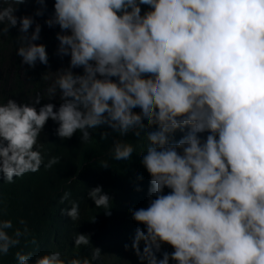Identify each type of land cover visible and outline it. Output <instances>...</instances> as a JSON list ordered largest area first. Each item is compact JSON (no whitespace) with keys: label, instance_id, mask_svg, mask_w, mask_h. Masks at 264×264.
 Masks as SVG:
<instances>
[{"label":"clouds","instance_id":"9594fccd","mask_svg":"<svg viewBox=\"0 0 264 264\" xmlns=\"http://www.w3.org/2000/svg\"><path fill=\"white\" fill-rule=\"evenodd\" d=\"M24 2L3 0L0 32L9 34L19 20L20 63L47 65L46 46L34 43L41 25L29 34L33 17L14 14ZM53 9L45 24L59 26L57 54L69 56L68 66L54 72L44 95L0 98L3 181L59 162L44 163L38 140L45 124L61 139L79 131L82 142L89 129L106 125L118 135L110 148L115 161L133 159L124 137L144 146L148 204L145 197L130 210L143 225L130 245L139 264H264V0H54ZM87 196L110 215L113 200L102 186ZM60 213L77 221L78 204ZM16 224L0 218V257L30 233L23 218ZM73 241L76 248L90 243L81 233ZM164 244L173 250L162 251ZM13 256L16 264H92L101 252L69 258L37 248Z\"/></svg>","mask_w":264,"mask_h":264},{"label":"trees","instance_id":"16d2710c","mask_svg":"<svg viewBox=\"0 0 264 264\" xmlns=\"http://www.w3.org/2000/svg\"><path fill=\"white\" fill-rule=\"evenodd\" d=\"M53 4L54 0H44V6L38 0H25L17 6L14 13L18 18L24 15L33 17L34 23L29 28V34L35 23L41 25L39 39L34 43H43L46 46L47 65L37 62L34 68H29L20 63L21 58L15 51L18 46L17 37L20 35L19 20L16 27L9 28V34L0 32V98L11 97L27 102L37 93L44 95L55 78L54 72L68 66L69 56L61 57L57 54L56 34L61 31L59 26L48 27L45 24V20L53 14ZM0 6H3V0H0ZM147 7L142 5V12ZM38 10L42 12L41 15H36ZM3 27L4 25H0V28ZM73 71L82 74L83 69L74 68ZM43 75H47L49 79L44 80ZM44 99L46 98H41L40 105ZM55 104L56 107L59 106ZM148 130H155V125ZM101 132L108 133L106 140L100 139ZM186 132L187 128L183 131L177 130L174 140L178 141ZM89 133L87 142L81 141L82 134L79 131L71 138L61 139L45 124L38 140L43 146L41 152L44 163L52 157H58L59 162L47 169L42 164L35 173L14 177L13 183L3 181L0 176V218H11L14 227L18 226L17 219L23 218L30 230L27 238H21L18 249L10 251L8 256L0 257V264H16L13 256L16 250L31 252L37 248H44L45 251L59 250L69 258L91 256L94 248H99L101 258L92 264H139L130 245L135 229H143V225L131 218L130 210L137 209V201L145 197L148 204L150 176L141 164L144 146L136 144L132 135L124 137L134 148L133 159L124 164L115 161L110 155L112 142L118 138L116 133L106 125L89 129ZM200 135L206 136L207 133ZM105 161L110 165L107 168L100 166ZM97 185L102 186L112 197L110 215L105 214L103 209L96 208L87 196L88 190ZM137 188L140 190L137 191ZM166 190L169 191L165 188L164 192ZM65 192L70 195L61 203L60 197ZM70 202L78 204L77 221H72L60 213L61 208L70 207ZM78 233L89 236L90 243L87 246L74 247L73 237ZM33 238L36 244L31 243ZM125 244L129 245L128 250H125ZM140 246L142 250L143 242ZM164 250L171 252L173 249L164 244L162 251Z\"/></svg>","mask_w":264,"mask_h":264},{"label":"rangeland","instance_id":"374dc122","mask_svg":"<svg viewBox=\"0 0 264 264\" xmlns=\"http://www.w3.org/2000/svg\"><path fill=\"white\" fill-rule=\"evenodd\" d=\"M38 106H41L40 104Z\"/></svg>","mask_w":264,"mask_h":264}]
</instances>
